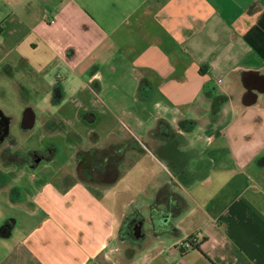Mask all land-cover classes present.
Here are the masks:
<instances>
[{
    "label": "crops",
    "instance_id": "obj_1",
    "mask_svg": "<svg viewBox=\"0 0 264 264\" xmlns=\"http://www.w3.org/2000/svg\"><path fill=\"white\" fill-rule=\"evenodd\" d=\"M30 1L5 0L0 33L55 79L43 107H86L91 148L75 131L64 186L0 178V264H264V0H56L34 20ZM105 112L123 132L93 128ZM17 210L68 233L43 215L10 240Z\"/></svg>",
    "mask_w": 264,
    "mask_h": 264
},
{
    "label": "rangeland",
    "instance_id": "obj_2",
    "mask_svg": "<svg viewBox=\"0 0 264 264\" xmlns=\"http://www.w3.org/2000/svg\"><path fill=\"white\" fill-rule=\"evenodd\" d=\"M20 1L21 0H15V3L17 4ZM30 4L32 5V20L44 19L49 14H53L56 6H58L56 0H31ZM11 15L12 13L8 10L5 0H0V27L5 28V26H7V22L12 18ZM7 43L8 42H5V38H3L0 33V49L4 52H8L7 62L10 63V65L4 63L0 66V109L4 112L5 116H9V119H11L10 134L14 138L15 144L10 146V148H12L11 150L14 151V155L9 157L5 156L4 158L0 156V178L5 179L6 182L10 184V187L18 188V191L16 192L17 196L19 194L21 195L25 190V192H28V190H34L38 181L42 184L51 182L64 186L77 178L76 175L73 174L76 157H71L74 155L72 154L73 151H71V144L76 138L75 131L80 134V140H83L81 144L82 149L90 151L91 148L90 141H88L90 125L82 120L80 115V110L86 107L74 106V103L70 101V98L66 102L67 106L60 108L59 111H56L55 107H43L45 104L43 99L48 95V92H52L55 79L41 78L32 65L31 67H28V65L22 63L21 48H13L11 50L10 47L6 45ZM53 77L56 78L55 76ZM26 107H32L36 113L35 125L28 131L21 129L20 127L22 115ZM97 109L102 116V107H97ZM53 111L54 115L62 119L65 118L64 121L67 123L65 125L66 129L64 128V133H51L53 132L52 128H43L42 120L46 119L47 124L49 125L53 119ZM110 115L111 114L105 112V115L103 116V119L105 118L104 121L95 124L93 128H97L101 131L100 125L102 127L104 126V128H107L109 125H115V128L123 132L121 125H119ZM52 143H55L59 148L52 164H49V161H42L41 166H38L35 169H33L32 166L24 164V161L28 158L38 160L43 155H50V152L54 151L52 150L48 152L47 150ZM1 149L2 147L0 148V151ZM1 169L6 172H3ZM122 169L133 171V169H128V167L124 166ZM136 174H139V171H136ZM134 175L135 171H133L130 177L131 181L134 179ZM83 177L87 178L85 176H82L81 178ZM125 184V181H123L119 187L123 188ZM112 191L113 190L111 189V192ZM6 194L7 193H4L3 195L0 194V202L3 200L1 199V196H6ZM64 194L68 195L69 192L66 191ZM22 196L25 199H30L27 194ZM98 196L100 198V194H98ZM4 205L6 206L5 209L7 211H14V209L7 203V200H5ZM147 211L148 210H146V212ZM3 212H5L4 209ZM17 212L21 224H15L12 226V231L14 233L10 240H19L23 238L24 235L32 230L37 222L44 219L42 217L43 215L45 216V226H51L52 231L55 229L56 231H59L60 229L62 233H68V228L64 223L60 221H50L48 219V214H44L42 211L41 215L34 218H28V220H26V215H23L19 210H17ZM1 220L2 219L0 218V222ZM1 224L2 223H0V226ZM103 259H106V257H103ZM100 262L101 264H107L102 259H100ZM114 262L117 263L116 260H114Z\"/></svg>",
    "mask_w": 264,
    "mask_h": 264
},
{
    "label": "flooded vegetation",
    "instance_id": "obj_3",
    "mask_svg": "<svg viewBox=\"0 0 264 264\" xmlns=\"http://www.w3.org/2000/svg\"><path fill=\"white\" fill-rule=\"evenodd\" d=\"M7 119L8 118L3 113H1V111H0V146L2 147V149L0 151V156L2 158H4L5 156L9 157V156L14 155V151L11 150L12 148H10V146H13V144H15V140L11 136V134H8L6 137H4L5 139L1 138V137H3V135L5 134V131H6Z\"/></svg>",
    "mask_w": 264,
    "mask_h": 264
},
{
    "label": "water",
    "instance_id": "obj_4",
    "mask_svg": "<svg viewBox=\"0 0 264 264\" xmlns=\"http://www.w3.org/2000/svg\"><path fill=\"white\" fill-rule=\"evenodd\" d=\"M0 111H1V113L4 114V112L1 109H0ZM6 117L8 118L7 123H6V131H5V134L3 135V137H1L2 139H5L4 137H6L10 133V120L11 119H9L10 118L9 116H6ZM35 122H36L35 111L33 110L32 107H26L24 112H23L22 120L20 123L21 128L24 130L32 129L35 125Z\"/></svg>",
    "mask_w": 264,
    "mask_h": 264
}]
</instances>
